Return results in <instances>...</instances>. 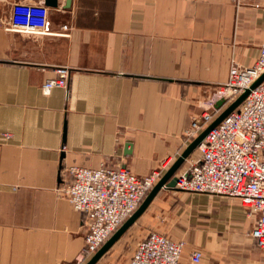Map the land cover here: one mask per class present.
<instances>
[{
	"label": "crops",
	"instance_id": "obj_1",
	"mask_svg": "<svg viewBox=\"0 0 264 264\" xmlns=\"http://www.w3.org/2000/svg\"><path fill=\"white\" fill-rule=\"evenodd\" d=\"M38 1L0 0V264H85L63 169L163 176L225 108L215 93L231 64L258 57L264 0H71L49 8V35L5 30L14 3ZM59 66L67 89L44 94ZM253 223L236 198L163 188L95 264H128L151 231L183 242L180 264L193 251L200 264H264Z\"/></svg>",
	"mask_w": 264,
	"mask_h": 264
},
{
	"label": "built area",
	"instance_id": "obj_2",
	"mask_svg": "<svg viewBox=\"0 0 264 264\" xmlns=\"http://www.w3.org/2000/svg\"><path fill=\"white\" fill-rule=\"evenodd\" d=\"M65 0H58V7ZM49 8L44 0L16 2L5 24L7 32L28 36H46ZM67 30V26H62ZM55 77L46 79L42 92L67 89L70 70L55 68ZM264 73V45L249 67L232 63L226 82L216 90L217 100L227 107ZM206 121L211 116L205 114ZM202 126L187 133L194 137ZM198 158L190 160L176 176L175 190L236 198L254 223L249 232L258 250L264 254V80L242 100L238 107L211 129L196 147ZM59 193L81 216L84 247L78 263L89 260L103 243L137 210L145 196L162 177V169L137 176L126 168L100 166L89 169L67 166ZM183 242L155 231L141 239L128 264H180ZM202 254L193 251L186 264H200Z\"/></svg>",
	"mask_w": 264,
	"mask_h": 264
},
{
	"label": "water",
	"instance_id": "obj_3",
	"mask_svg": "<svg viewBox=\"0 0 264 264\" xmlns=\"http://www.w3.org/2000/svg\"><path fill=\"white\" fill-rule=\"evenodd\" d=\"M46 7L51 9H57L58 0H44ZM71 6V0H66L63 5V9H68ZM264 80V73L250 86L246 89L236 100L225 107L218 116L204 129L202 132L190 143L186 150L181 154V156L174 162V164L165 172V174L160 178V180L152 187L149 193L146 195L145 199L142 201L137 210L114 232L103 245L95 252V254L87 260L85 264H95L101 256L112 246V244L134 223V221L144 212L146 207L149 205L151 200L163 188H172L176 184V177L174 176L178 167L187 158V156L196 149L198 144L203 140L207 133L216 127L223 119H225L231 112H233L242 100L248 95L249 91L256 86H258ZM224 105L222 100L216 103V108L219 110Z\"/></svg>",
	"mask_w": 264,
	"mask_h": 264
},
{
	"label": "rangeland",
	"instance_id": "obj_4",
	"mask_svg": "<svg viewBox=\"0 0 264 264\" xmlns=\"http://www.w3.org/2000/svg\"><path fill=\"white\" fill-rule=\"evenodd\" d=\"M28 36V35H27ZM30 37H38V36H30ZM197 154H198V151H197ZM198 158V157H197ZM156 232V231H155ZM159 233V232H158Z\"/></svg>",
	"mask_w": 264,
	"mask_h": 264
}]
</instances>
